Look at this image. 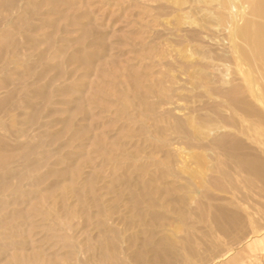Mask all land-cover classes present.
<instances>
[{"label":"rangeland","instance_id":"rangeland-1","mask_svg":"<svg viewBox=\"0 0 264 264\" xmlns=\"http://www.w3.org/2000/svg\"><path fill=\"white\" fill-rule=\"evenodd\" d=\"M221 1L0 0V264H264V77Z\"/></svg>","mask_w":264,"mask_h":264},{"label":"bare ground","instance_id":"bare-ground-1","mask_svg":"<svg viewBox=\"0 0 264 264\" xmlns=\"http://www.w3.org/2000/svg\"><path fill=\"white\" fill-rule=\"evenodd\" d=\"M217 8L220 11L217 10L216 12L224 17L223 28L221 29L222 47L227 50H235L238 49L236 48L237 44L244 43L247 45V47L240 49L242 55L248 61L256 64L264 77V0H243V10L239 8V5H235L233 0H222ZM247 9L249 11H245ZM248 15H254L259 20L250 19ZM247 105L251 114L261 117L264 124V106L263 109H260L251 103Z\"/></svg>","mask_w":264,"mask_h":264}]
</instances>
